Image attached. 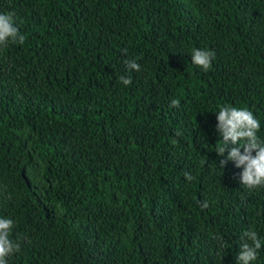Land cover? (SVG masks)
<instances>
[{
	"label": "trees",
	"instance_id": "trees-1",
	"mask_svg": "<svg viewBox=\"0 0 264 264\" xmlns=\"http://www.w3.org/2000/svg\"><path fill=\"white\" fill-rule=\"evenodd\" d=\"M7 12L25 36L0 47L8 264H237L246 230L264 264V186L221 168L216 131L220 107L247 108L264 140V0H0ZM193 49L215 53L208 71Z\"/></svg>",
	"mask_w": 264,
	"mask_h": 264
},
{
	"label": "clouds",
	"instance_id": "clouds-1",
	"mask_svg": "<svg viewBox=\"0 0 264 264\" xmlns=\"http://www.w3.org/2000/svg\"><path fill=\"white\" fill-rule=\"evenodd\" d=\"M9 41L23 44L25 36L15 26V13H0V47H7ZM192 63L208 71L212 67L215 53L204 49H193L191 52ZM127 68L140 70V65L135 60L127 61ZM120 81L128 86L132 83L131 77L120 76ZM171 107H179L180 100L172 99ZM218 124L217 133L222 137V146L217 150L221 157V168L229 161L234 162L237 168H241L240 181L242 185L254 189L264 186V140L257 133L260 130V121L247 108L234 106H222L216 113ZM243 149V152L241 151ZM186 179L191 181L193 177L185 173ZM207 205L205 204V207ZM14 227L11 218L0 217V264H8L7 258L21 250V244L13 241L10 234ZM240 252L237 256V264H251L257 259L258 250L262 247V241L254 230H246L241 236Z\"/></svg>",
	"mask_w": 264,
	"mask_h": 264
}]
</instances>
